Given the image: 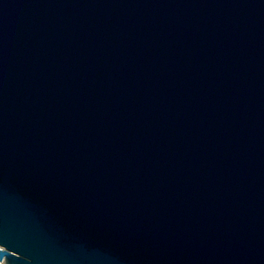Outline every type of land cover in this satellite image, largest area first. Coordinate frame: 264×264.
Wrapping results in <instances>:
<instances>
[{
  "label": "water",
  "instance_id": "1",
  "mask_svg": "<svg viewBox=\"0 0 264 264\" xmlns=\"http://www.w3.org/2000/svg\"><path fill=\"white\" fill-rule=\"evenodd\" d=\"M2 264H264V0H0Z\"/></svg>",
  "mask_w": 264,
  "mask_h": 264
},
{
  "label": "built area",
  "instance_id": "2",
  "mask_svg": "<svg viewBox=\"0 0 264 264\" xmlns=\"http://www.w3.org/2000/svg\"><path fill=\"white\" fill-rule=\"evenodd\" d=\"M0 250L3 251V248L0 247ZM3 261H4V260L2 259V260L0 261V264H2Z\"/></svg>",
  "mask_w": 264,
  "mask_h": 264
}]
</instances>
